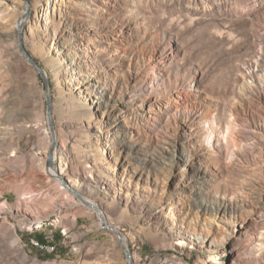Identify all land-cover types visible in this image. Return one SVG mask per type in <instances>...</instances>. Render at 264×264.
<instances>
[{
    "label": "rangeland",
    "instance_id": "obj_1",
    "mask_svg": "<svg viewBox=\"0 0 264 264\" xmlns=\"http://www.w3.org/2000/svg\"><path fill=\"white\" fill-rule=\"evenodd\" d=\"M6 3L0 264H264V0Z\"/></svg>",
    "mask_w": 264,
    "mask_h": 264
},
{
    "label": "bare ground",
    "instance_id": "obj_2",
    "mask_svg": "<svg viewBox=\"0 0 264 264\" xmlns=\"http://www.w3.org/2000/svg\"><path fill=\"white\" fill-rule=\"evenodd\" d=\"M26 10L22 13V14H18L17 13V9L16 8H11L10 6H8L7 5V3H6V0H0V21H3V22H5V23H3V25H4V27H6V26H8V25H12L13 26V29L14 30H16V27L17 26H21V25H23L25 22H26V20H27V15H26ZM29 19V18H28ZM22 28V27H21ZM4 29V28H3ZM7 120V119H6ZM0 122H1V119H0ZM3 122V121H2ZM1 128V127H0ZM7 130H8V128H6ZM1 131V130H0ZM5 131V130H4ZM1 134V133H0ZM5 136V135H4ZM3 136V137H4ZM2 138V137H1ZM52 140V139H51ZM44 153V152H43ZM51 155L53 156V159H54V161L55 160H60V159H62V155H61V152H60V149L57 147V146H55V141H54V139H53V144H52V150H51ZM217 155V153L215 152V156ZM68 159V161L67 162H65V161H63V166L64 165H68V164H71L72 163V158L71 157H69V158H67ZM44 166V165H43ZM52 168V167H51ZM42 171H43V173L44 174H48V170H47V168H44V167H42ZM50 173L52 174V175H56V172L57 173H59L60 174V176H61V178L62 179H64L62 176H64V170H62L61 171V173L58 171V170H55V171H53L52 169H50ZM75 172H77V170H74ZM51 178V177H50ZM91 178H93V176L92 175H90V176H88V177H86L85 179H91ZM61 180V179H60ZM69 181V184L67 185L68 186V189L74 194H78V195H80V196H78L79 197V199L82 201V203L80 202V203H75V202H73L74 204H73V208H78V207H80V205L81 204H84V205H86L88 208L90 207L91 209H93L94 211H96V213L98 212L99 213V218H100V221H101V223H102V221L104 222V224L107 226V227H111V228H113V230H114V232L118 235V238H119V235H120V238H119V241H120V243H121V245H122V247H123V249L124 248H127L128 250H129V248H128V239L125 237V236H123L119 231H117L114 227H112V226H108L106 223H107V221H106V217H105V215H104V213H101V211H100V209H99V207H97V204L94 202V201H92V200H89V199H86V198H84V197H81V194L79 193L80 192V190H82V188L84 187V185L82 184V182H81V180L80 179H78V178H76V177H72L71 179H69L68 180ZM84 181V180H83ZM53 182V179L51 178V179H49L48 178V180L47 181H44V182H41L40 181V183L38 184V188H39V190L40 191H45V192H47L48 191V188L50 187V184ZM69 197V196H68ZM70 198V197H69ZM84 198V199H83ZM86 199V200H85ZM84 202V203H83ZM60 208L61 209H64V210H66L67 209V205H66V203H64V204H62L61 206H60ZM81 208V207H80ZM79 209V208H78ZM24 211V210H23ZM221 211V213L222 212H224V209H221L220 210ZM26 213V212H25ZM15 214V213H14ZM28 217V216H27ZM20 218H22L23 220H26V217L25 216H22V217H20ZM31 219V218H30ZM39 219V218H38ZM32 220V219H31ZM30 221V220H29ZM27 222V220H26V225L28 226L29 225V227H36V226H38V220H37V222H35V223H31V222ZM40 223V222H39ZM27 229V228H26ZM31 229H33V228H31ZM180 247L181 246H183L184 245V243H183V240H180ZM15 243V242H14ZM16 246L17 247H19V241H16ZM264 248V245L262 244L261 245V249H263ZM168 259V258H167ZM166 259V261L165 262H163L162 264H176L175 263V261H171V260H167ZM155 262V261H154ZM151 263V264H156V263ZM203 264H224V263H222V259L220 258V255L217 253H213L211 256H209V257H207V259H205L204 261H203Z\"/></svg>",
    "mask_w": 264,
    "mask_h": 264
},
{
    "label": "water",
    "instance_id": "obj_3",
    "mask_svg": "<svg viewBox=\"0 0 264 264\" xmlns=\"http://www.w3.org/2000/svg\"><path fill=\"white\" fill-rule=\"evenodd\" d=\"M29 59V61L39 70L42 79L44 81V84L46 86V102H47V115H48V119L51 121L52 120V99H51V95H50V86H49V82L46 78V75L44 73V71H42L37 65L36 63L33 61L32 58L27 57ZM97 211V210H96ZM99 214V213H98ZM102 223L104 224V222L102 221ZM106 229L110 230V231H114L113 228L111 227H107L105 226ZM120 238V235H119ZM124 252L126 253L128 259H129V264H133V259H132V255L130 254L129 250L127 248L123 249Z\"/></svg>",
    "mask_w": 264,
    "mask_h": 264
},
{
    "label": "trees",
    "instance_id": "obj_4",
    "mask_svg": "<svg viewBox=\"0 0 264 264\" xmlns=\"http://www.w3.org/2000/svg\"><path fill=\"white\" fill-rule=\"evenodd\" d=\"M36 240L38 245L41 247H47V246H52L56 249V247L53 244H57L62 240V235L60 233H58V235H55L53 237V242L51 243L47 237L43 234H36L34 237H32L29 241V243H31L32 240ZM52 255H47V258H51Z\"/></svg>",
    "mask_w": 264,
    "mask_h": 264
}]
</instances>
